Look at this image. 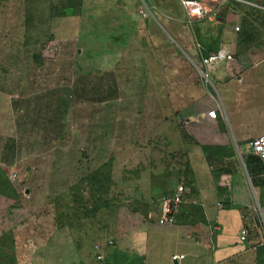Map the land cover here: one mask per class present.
Returning <instances> with one entry per match:
<instances>
[{"label": "rangeland", "instance_id": "374dc122", "mask_svg": "<svg viewBox=\"0 0 264 264\" xmlns=\"http://www.w3.org/2000/svg\"><path fill=\"white\" fill-rule=\"evenodd\" d=\"M243 12L187 20L177 0H0V105L14 111L0 123V243L48 242L33 228L52 215L60 242L95 264L151 222L162 196L193 182L189 134L223 117L209 101L179 105L178 87L214 96L200 54L264 22L253 5Z\"/></svg>", "mask_w": 264, "mask_h": 264}, {"label": "crops", "instance_id": "0c3cea01", "mask_svg": "<svg viewBox=\"0 0 264 264\" xmlns=\"http://www.w3.org/2000/svg\"><path fill=\"white\" fill-rule=\"evenodd\" d=\"M247 1L258 5L261 0ZM231 29L228 41L214 49L224 46L233 55L231 63L220 64L210 75L208 87L214 96L205 98L207 89L196 81L178 87V92L183 90L179 105L191 99L203 105L209 101L207 107L220 108L223 117L218 115L189 134L196 143L186 146L193 182L186 184L191 190L175 223L159 225L155 212L151 222L132 227L95 264H264V230L251 214L256 202L264 206V160L247 148L248 140L264 135V22L243 23L240 36ZM248 31L259 35L252 40ZM7 89L3 86L0 92ZM13 112L11 105L1 104L0 123L12 122ZM35 218L33 231L38 237L48 236V242L0 243V264L88 262L86 248L60 242L66 228L55 223L56 217L49 215L47 225L44 217ZM173 255L183 259L174 262Z\"/></svg>", "mask_w": 264, "mask_h": 264}, {"label": "built area", "instance_id": "2783aa9c", "mask_svg": "<svg viewBox=\"0 0 264 264\" xmlns=\"http://www.w3.org/2000/svg\"><path fill=\"white\" fill-rule=\"evenodd\" d=\"M177 3L183 10L184 17L187 20L205 18L212 13L217 14L223 7L233 11V8L238 9V6L247 7L249 5H253L259 11L264 12V0H261L258 5L252 4L247 0H218V3L213 7L212 10L209 9L207 0H177ZM233 31L238 32L239 27L234 26ZM197 47L199 50L201 49L199 45H197ZM232 61V52L226 47L220 46L214 52L207 54L201 53L200 63L202 68L199 70L200 67H197V69L199 70L204 83L209 84V77L211 73H213L220 64H228ZM189 124L190 121H185L183 122L182 127H187ZM247 148L251 154L257 156L261 160H264V135L248 140ZM15 178L16 173L12 172L9 174L10 180H14ZM190 190L191 188L188 189L186 184H178L170 194L164 195L160 198L156 209L158 217L157 223L159 225H173L175 223V218L180 206L185 201ZM217 206L222 208L224 205L223 203H217ZM251 214L259 219L261 228L264 230V206L256 202L251 208ZM245 235L246 230H242L241 236ZM181 259H183L182 255H173L171 257V260L174 262Z\"/></svg>", "mask_w": 264, "mask_h": 264}, {"label": "trees", "instance_id": "16d2710c", "mask_svg": "<svg viewBox=\"0 0 264 264\" xmlns=\"http://www.w3.org/2000/svg\"><path fill=\"white\" fill-rule=\"evenodd\" d=\"M245 8H246V7L238 6V9L241 10V11L244 10V12H245ZM244 12H243V14H244ZM260 13H261V12H260ZM261 14L264 15V13H261ZM190 183H191V182H190ZM188 184H189V183H188ZM0 187H8V183H7V181H6V177H4V175H2L1 173H0Z\"/></svg>", "mask_w": 264, "mask_h": 264}, {"label": "water", "instance_id": "95a60500", "mask_svg": "<svg viewBox=\"0 0 264 264\" xmlns=\"http://www.w3.org/2000/svg\"><path fill=\"white\" fill-rule=\"evenodd\" d=\"M26 193H28V192L26 191Z\"/></svg>", "mask_w": 264, "mask_h": 264}]
</instances>
